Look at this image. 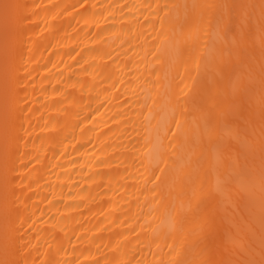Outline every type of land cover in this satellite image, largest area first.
Returning a JSON list of instances; mask_svg holds the SVG:
<instances>
[{
  "label": "bare ground",
  "instance_id": "obj_1",
  "mask_svg": "<svg viewBox=\"0 0 264 264\" xmlns=\"http://www.w3.org/2000/svg\"><path fill=\"white\" fill-rule=\"evenodd\" d=\"M0 264H264V0H0Z\"/></svg>",
  "mask_w": 264,
  "mask_h": 264
}]
</instances>
